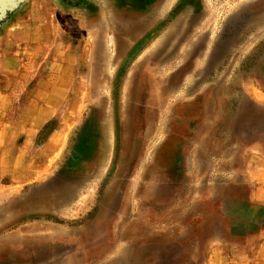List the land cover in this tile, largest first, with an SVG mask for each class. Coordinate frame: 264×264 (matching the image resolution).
<instances>
[{
	"label": "rangeland",
	"instance_id": "obj_1",
	"mask_svg": "<svg viewBox=\"0 0 264 264\" xmlns=\"http://www.w3.org/2000/svg\"><path fill=\"white\" fill-rule=\"evenodd\" d=\"M60 1L59 169L0 194V264H204L264 229V0Z\"/></svg>",
	"mask_w": 264,
	"mask_h": 264
},
{
	"label": "crops",
	"instance_id": "obj_2",
	"mask_svg": "<svg viewBox=\"0 0 264 264\" xmlns=\"http://www.w3.org/2000/svg\"><path fill=\"white\" fill-rule=\"evenodd\" d=\"M65 6L60 0H18L0 24V194L5 196L59 169L60 128L45 139L40 133L72 105L75 91L74 52L67 45L59 49L65 44L59 20ZM260 182L250 192L256 204H264ZM204 264H264V229L245 240L210 244Z\"/></svg>",
	"mask_w": 264,
	"mask_h": 264
},
{
	"label": "water",
	"instance_id": "obj_3",
	"mask_svg": "<svg viewBox=\"0 0 264 264\" xmlns=\"http://www.w3.org/2000/svg\"><path fill=\"white\" fill-rule=\"evenodd\" d=\"M12 6H13V4L10 7H8L7 9H11Z\"/></svg>",
	"mask_w": 264,
	"mask_h": 264
}]
</instances>
